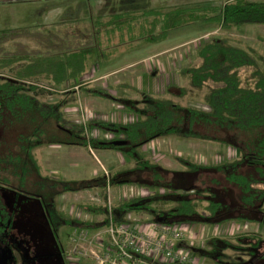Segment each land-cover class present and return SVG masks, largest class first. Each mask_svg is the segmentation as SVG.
<instances>
[{
    "label": "trees",
    "instance_id": "16d2710c",
    "mask_svg": "<svg viewBox=\"0 0 264 264\" xmlns=\"http://www.w3.org/2000/svg\"><path fill=\"white\" fill-rule=\"evenodd\" d=\"M190 22L218 25L221 30L247 24H264V1L230 0L223 5L196 4L175 6L168 9H147L139 14L131 12L112 14L107 21L94 20L93 31L86 30L72 35L65 49L56 48L51 42L54 31L45 27H20L0 30V71L8 70L14 78L0 75V129L19 127L15 140L0 138V249L10 253L9 236L13 233V213L8 209L3 190L15 195L38 198L54 235L61 226L88 227L85 222L70 218L58 219L52 201L23 190L31 181L45 182L60 192H76L95 187L105 190L109 184L135 181L150 194L120 201L112 208L113 220L123 221V216L147 214L157 223H190L221 225L232 222H257L264 228V55L253 48H243L230 37L210 36L196 49L197 60L177 69L186 85L203 90L205 108L183 106L172 97H183L185 87L169 84L165 95H155L126 83L119 87L135 92L137 98L115 96L100 87H85L87 91L120 106L123 113L135 115L132 123H113L92 119L85 126L69 123L64 107L75 102L77 95L66 93L55 102L39 96L44 93L24 80L41 78L54 84L76 82L85 74L86 59L95 54L103 58L114 55L120 46H137L139 43L162 41L169 30ZM68 24L76 25L71 21ZM125 34L127 38H124ZM49 36L48 38H44ZM118 40L111 43L113 36ZM104 36V40L102 39ZM38 43L33 49L18 39ZM83 38V42L76 40ZM81 41V40H80ZM10 44L12 49H5ZM42 48H45L42 51ZM123 48V47H122ZM63 51V52H62ZM1 73V72H0ZM74 92V91H73ZM98 128L111 133L113 138L87 139L85 129ZM159 137H180L217 143L236 149L238 156L217 164L200 165L183 160L191 174L210 170L211 186L205 181L187 185L179 175L168 178L169 170L145 159L142 147ZM78 146L86 149L119 152L132 163V167L106 177L103 174L86 180H60L49 182L40 172L34 149L42 145ZM127 177V178H126ZM129 177V178H128ZM135 180H131L132 178ZM107 178V179H106ZM48 181V182H47ZM184 184V185H181ZM233 189L235 203L222 199L221 192ZM158 189L166 192L158 193ZM90 211L107 214L101 206H90ZM60 213V212H59ZM57 215V219L54 218ZM54 216V217H53ZM104 221L94 224L100 228ZM58 227V228H57ZM248 241L244 236L211 237L207 248H199L201 256L214 264H262L264 255L259 253L264 240L253 234ZM226 250L247 253L249 260L226 263ZM187 264V263H171Z\"/></svg>",
    "mask_w": 264,
    "mask_h": 264
},
{
    "label": "rangeland",
    "instance_id": "374dc122",
    "mask_svg": "<svg viewBox=\"0 0 264 264\" xmlns=\"http://www.w3.org/2000/svg\"><path fill=\"white\" fill-rule=\"evenodd\" d=\"M47 1L48 0H0V30L20 28L23 26L30 28L39 27L40 24L43 25V20L45 22L49 16L61 19V17L65 15L63 13H66V10H68L67 13L69 16L80 13L84 14L87 20H75L77 22L76 25L68 24L74 20L69 21V19H67L62 23L58 22L54 24V26L52 25V28L48 27V29H51L55 33L51 42L46 43H52L53 46L51 48L53 49H51V51L55 53L57 51L56 48H64L66 45L70 44L73 34L75 35L79 31L81 33L84 31L86 33V30L93 31L94 33V20L96 17L101 18L102 21H107L114 11H123L127 6V1L137 6V8H140L138 10L141 11L131 12L134 14L141 13L143 11L141 8L168 9L175 6L185 7L196 4L213 5L201 2L195 4L178 3L176 5L171 3L170 5L172 6H168L169 1L172 0H157V3L155 0H150L152 2L150 5H145L141 2L139 5L138 0H124L121 3L123 5L120 3H113L112 0ZM137 3L142 7H138ZM97 7L101 8L100 17H98V14L96 17L93 15L94 9ZM36 8H38V10ZM43 8H45L46 11H44ZM207 30H211L210 33H207V35L203 34V32ZM210 36L230 37L237 45L243 48H253L264 55V24H247L241 27H233L229 30H221L215 23L190 22L169 30L162 41L156 43L141 42L137 46L128 48H126L127 46L125 45H121V50L105 58L99 55L97 56L94 51L95 48H92L91 55L86 59V70H88L92 64L96 65L97 69L95 66L91 67L90 72L83 74L76 82L70 80L62 84H54L51 80L41 78H31L24 81L43 90L44 93L39 97L47 102L58 101L63 97L62 95L66 93H70V95L71 93L72 95L76 94L78 96L76 101L68 104L73 105V103L80 102L83 107V113L64 111L69 123L75 124L77 121H81V119L89 121L94 119L96 115L102 116L101 120L124 122L130 117H127L125 113L122 112L118 104L108 102L105 99L103 100L87 91H81V89L85 87H100L115 96L126 95L131 98H137L135 92L119 87V85L126 80V76H124L123 72L114 74L105 79L97 80V71L102 72L103 69L120 68L129 62L140 60L153 51V49L156 48L154 46H176L172 51L173 53H170L175 56V60H181V64L164 68L166 74L162 72L163 74L160 78L154 75L156 78L153 80L154 86L159 92H161V89H163L167 82L185 87L187 93L183 97H172L174 101L183 106L204 109L205 106L202 104V94L204 91L187 86L186 82L178 76L177 69L182 65L197 60L195 55L196 49ZM48 37L49 36L45 35L44 38ZM124 38H127L126 34ZM102 39L104 40V36H102ZM80 40H76V42L82 43L83 38ZM117 40L118 38L115 35L111 43L115 44ZM18 41L29 45L33 49L39 48L38 43L33 40L23 38L18 39ZM66 48L67 46L65 49ZM5 49H12V46L6 44ZM44 50L45 48H42V51ZM147 60H150V63L158 61V59L153 57H148ZM146 61L139 65L147 66L149 62ZM153 68L154 67H150V70ZM100 69H102V71H100ZM0 72L2 76L14 78L6 69H2ZM132 81V83L130 82L132 85H128L136 87L137 89L146 87L144 83L139 84L138 81L135 79L133 80V78ZM153 81L152 84H148L149 89L151 85H153ZM164 93L162 94L165 95ZM131 118H133L132 121L136 120L135 117ZM20 131L26 132L27 130L16 127L4 132L0 129V138H7L6 140L13 141ZM33 151L37 157L41 174L47 176L46 179L52 183L60 180H86L101 174L110 177L117 171L119 172L132 167V163L121 153L109 150H89L78 146L51 144L36 147ZM142 152L145 159L157 163L159 166L171 171L168 174V178L179 175V180L184 178L182 183L187 185L200 184L202 181H205L206 185L211 186L213 173L210 172V170L191 174L185 167L182 159L200 165H211L217 164L224 159H233L237 151L212 142H203L180 137H159L144 145L142 147ZM33 180L31 184H25L23 190L33 195H38L39 197L43 196L46 201H52L53 204L51 206L54 205L58 213V219L56 218L57 215L55 217L53 216L57 219V223L63 218L60 215L62 214L64 218H70L76 222H85L88 226L89 234H92L96 229L93 227L94 224L104 221L105 217H107L104 214H98L88 210L90 206H101L107 211L108 206L113 208L120 201L137 195L144 196L145 193L149 195V192H151L138 183H135V181L125 184L111 183L104 191L95 187L93 189H83L76 192H60V190L55 187L46 186L45 182L43 185V182H37L35 178ZM131 180H135V178L133 177ZM233 189L231 188L228 189V191L221 192L222 199H226V201L230 203H235L236 198ZM157 191L158 193L166 192L165 189H158ZM3 196L8 209L14 215V234L11 235V242L23 257V261L21 262V257L18 252L14 250L15 264H68L67 254L73 247L71 235L75 227H57L58 238L56 240L48 226L46 216L38 198L26 197L24 195L18 196L7 190H3ZM122 219H130L131 221H150V216L142 213H130L124 215ZM253 234L259 235L261 239L264 240L263 226L257 222L248 221L241 223L229 221L218 226L195 224V226H193V237L191 241H188L190 243H186L185 246L187 249L191 250L193 255L199 258V264H214L211 259L201 256L197 251L199 248H207L206 242L208 239L216 236H226L231 237V239H233V236H244L245 239L243 241L245 242L249 240L247 237H252ZM61 246L63 247V251L61 250ZM77 249L79 251H90L96 248L93 243H80ZM259 253L264 255V241L261 242ZM225 255L223 260H225L226 263H233V261L242 259L249 260V255L247 253H239L233 250H226ZM79 264H93V262L89 256H85L80 258Z\"/></svg>",
    "mask_w": 264,
    "mask_h": 264
},
{
    "label": "built area",
    "instance_id": "2783aa9c",
    "mask_svg": "<svg viewBox=\"0 0 264 264\" xmlns=\"http://www.w3.org/2000/svg\"><path fill=\"white\" fill-rule=\"evenodd\" d=\"M64 111H75L82 114L83 107L80 102H77L73 105H66ZM125 115L130 118L124 122L105 121L127 124L137 120L135 115L126 113ZM131 117H135L136 120L132 121ZM94 119H102V116L96 115ZM89 121L81 119L75 122L85 126ZM85 135L87 139L110 140L113 138L111 133L103 132L98 128H86ZM237 152L233 158L238 156ZM106 216L109 220L108 224L96 228L92 234H89L88 228L75 227L73 229L71 235L73 247L67 254L68 264H79L80 258L85 256H89L93 264H171L175 262L199 264V258L185 246L193 237L194 224H165L151 220L131 221L130 219L117 223L113 220L111 206H108ZM80 243H93L96 249L79 251L77 248Z\"/></svg>",
    "mask_w": 264,
    "mask_h": 264
},
{
    "label": "crops",
    "instance_id": "0c3cea01",
    "mask_svg": "<svg viewBox=\"0 0 264 264\" xmlns=\"http://www.w3.org/2000/svg\"><path fill=\"white\" fill-rule=\"evenodd\" d=\"M31 1H45V0H31ZM51 1H53V0H48L47 2H51ZM112 1H113V3H120L121 4L124 0H112ZM155 1H156V3L158 2L157 0H155ZM228 1H230V0H174V1L172 0V1H169L168 6H172V5H170L171 3H173V5H176L178 3H180V4L181 3L182 4H189V3L195 4V3H201V2L210 3L213 5H223L224 3L228 2ZM252 1H264V0H252ZM55 2H57V0H55ZM140 2L144 3L145 5H150L152 3L150 0H138L139 5H140ZM138 3H137V5H138ZM121 5H123V4H121ZM126 5L127 6L123 11L122 10H121V12L120 11H118V12L114 11V13H112V14L122 13V12L141 11V10H138L140 8H137V6H134V4H130L128 1H127ZM139 5H138V7H142ZM36 9L38 10V8H36ZM100 9L101 8H99V7L94 9V13H93L94 17H96L97 14H98V17L101 16V15H99V14H101ZM141 9H143V11L147 10L146 8H141ZM148 9H151V8H148ZM43 10L46 11L45 8H43ZM67 12H68V10H66V13L65 12L63 13L65 15L63 17H61V19L55 18L54 16H51V17L49 16L45 22L43 20V25L40 24L39 27H47V28L50 27V28H52L54 26V24H56L58 22L62 23L67 19H69V21L70 20H82V19L87 20L86 17L84 16V14H82V13L69 16V14ZM56 14H60V13H56ZM23 27H26V26H23ZM36 27H38V26H36ZM210 31L211 30H207V31L203 32V34L207 35V33H210ZM154 47H156V48L153 49V51H151L146 57H144L140 60L129 62L128 64H126L120 68H115V69L114 68H108V69H103V71H102V69H100V71H102V72L97 71V76H96L97 78L96 79L97 80L105 79V78H108L110 76H113L114 74H118V73L123 72L124 76H126V80L124 81V83L130 84V82L132 81V78H133V80L134 79L137 80L139 84L140 83L145 84L146 87L145 88L143 87L140 90L151 93V94H155V95H163L162 93L165 92L166 86H168L170 83L169 82H167V84L165 83L163 89H161V92H159L158 90H156V88L154 86V81H153L155 78L154 75L155 76L157 75L158 78L162 77V74H163L162 72H165L164 68H168L169 66H174V65L176 66V64L180 65L181 60H175V58H174L175 56L172 55V53H173L172 51L174 50V48L176 46H163L162 47L161 45H158V46H154ZM170 52H172V53H170ZM148 57H153L155 59H158V61L155 63H150L151 61L147 60ZM144 61L149 62V64L147 66H142V65L140 66L139 64L143 63ZM93 66H95L97 69V66L92 64L90 66V68L88 70H86L85 74L90 72L91 67H93ZM150 67H154V68L152 70H150ZM165 74H166V72H165ZM127 77H129V78H127ZM166 78H167V76H166ZM150 80H151V82H150ZM152 81H153V85H151V88L149 89L148 84H152ZM130 85H132V84H130ZM108 102H110V101H108ZM67 105H69V104H67ZM61 146H63V145H61Z\"/></svg>",
    "mask_w": 264,
    "mask_h": 264
},
{
    "label": "flooded vegetation",
    "instance_id": "af4514ba",
    "mask_svg": "<svg viewBox=\"0 0 264 264\" xmlns=\"http://www.w3.org/2000/svg\"><path fill=\"white\" fill-rule=\"evenodd\" d=\"M57 211V210H56ZM59 212V211H58ZM45 214V213H44ZM63 218H64V216L62 215V214H60ZM46 216V215H45ZM63 218L61 219V222L63 223ZM13 220H14V215H13ZM48 223V222H47ZM48 226H49V224H48ZM64 226V225H63ZM62 227V226H61ZM60 227V228H61ZM51 230V229H50ZM53 233V232H52ZM14 234V227H13V233L11 234V235H13ZM11 235L9 236V241H10V253L8 254V253H5V252H3V251H1V249H0V257L2 258V262H3V264H15L16 263V260H15V257H14V250H16L17 252H18V254H19V256L21 257V262L23 261V257L21 256V254L19 253V251L17 250V249H15L16 247H15V245H13L12 244V242H11ZM55 236V238H56V240H57V238H58V234H56V235H54ZM61 250L63 251V247L61 246ZM262 264H264V262L262 261Z\"/></svg>",
    "mask_w": 264,
    "mask_h": 264
},
{
    "label": "water",
    "instance_id": "95a60500",
    "mask_svg": "<svg viewBox=\"0 0 264 264\" xmlns=\"http://www.w3.org/2000/svg\"><path fill=\"white\" fill-rule=\"evenodd\" d=\"M0 264H3V262H2V258L0 257Z\"/></svg>",
    "mask_w": 264,
    "mask_h": 264
}]
</instances>
